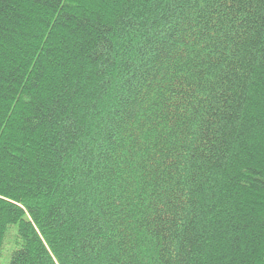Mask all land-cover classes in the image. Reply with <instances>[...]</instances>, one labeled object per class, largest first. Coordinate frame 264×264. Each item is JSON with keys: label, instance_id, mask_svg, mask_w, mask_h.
<instances>
[{"label": "trees", "instance_id": "1", "mask_svg": "<svg viewBox=\"0 0 264 264\" xmlns=\"http://www.w3.org/2000/svg\"><path fill=\"white\" fill-rule=\"evenodd\" d=\"M264 264V0H0V263Z\"/></svg>", "mask_w": 264, "mask_h": 264}, {"label": "rangeland", "instance_id": "2", "mask_svg": "<svg viewBox=\"0 0 264 264\" xmlns=\"http://www.w3.org/2000/svg\"><path fill=\"white\" fill-rule=\"evenodd\" d=\"M0 264H5V260H2Z\"/></svg>", "mask_w": 264, "mask_h": 264}]
</instances>
